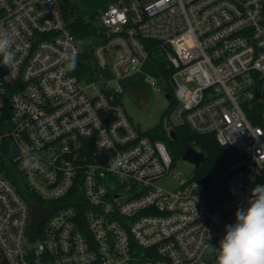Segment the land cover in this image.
<instances>
[{
  "label": "built area",
  "instance_id": "obj_1",
  "mask_svg": "<svg viewBox=\"0 0 264 264\" xmlns=\"http://www.w3.org/2000/svg\"><path fill=\"white\" fill-rule=\"evenodd\" d=\"M65 9L0 0L16 52L0 65V264H216L225 225L264 185V0H112L86 50ZM143 39L174 69L183 122L237 154L219 170V200L174 173L164 143L122 106L119 80L150 58ZM89 51L92 79L64 70L65 55L78 66ZM26 149L38 168L21 167ZM167 177L171 189L157 183ZM34 201L49 213L31 241Z\"/></svg>",
  "mask_w": 264,
  "mask_h": 264
},
{
  "label": "trees",
  "instance_id": "obj_2",
  "mask_svg": "<svg viewBox=\"0 0 264 264\" xmlns=\"http://www.w3.org/2000/svg\"><path fill=\"white\" fill-rule=\"evenodd\" d=\"M66 9L71 12L72 20L69 23V28L78 38L84 39L90 35H96L97 30L91 22H86L76 15V8L66 3ZM144 46L149 51V56L152 61L157 65L159 75L158 82L164 87L166 92L171 93L169 105L163 115H168L177 101L174 97L172 85L170 83V76L174 69L168 67L166 60L162 56V51L159 47V43L153 39H143ZM79 65L76 68L78 75H86L87 72L90 75L89 78H93V74L96 68L92 52L84 53L79 58ZM122 97V95H120ZM254 122L260 123V121L252 118ZM169 132H173V137L169 135ZM144 134L148 135L152 140L161 141L168 149L172 162L176 158L182 157L184 151L192 146L196 150L204 154V159L198 167L194 168L193 177L196 180H200L204 177H210L211 182L209 184V191L213 200H219L227 195L226 192V178L219 174V170L231 162L237 159V154L231 146L221 145L215 137L214 133H197L192 131L185 122L178 125H172L168 130L162 123V121L149 129ZM5 174L11 177L8 168H4Z\"/></svg>",
  "mask_w": 264,
  "mask_h": 264
},
{
  "label": "rangeland",
  "instance_id": "obj_3",
  "mask_svg": "<svg viewBox=\"0 0 264 264\" xmlns=\"http://www.w3.org/2000/svg\"><path fill=\"white\" fill-rule=\"evenodd\" d=\"M60 4L68 3L76 8V15L80 19L91 22L97 32L101 30L102 22L99 13L102 8L112 2V0H58ZM67 7V6H66ZM68 17L73 15L65 9ZM99 42V37L90 35L80 41V48L86 50L95 46ZM159 75L157 65L148 58L141 66L140 70L129 74L119 80L118 85L122 91L121 103L130 118L133 125L141 132H146L161 121L167 130L172 125H178L183 122L182 116L178 113L180 105L170 110L168 115H163L168 108L169 100L165 98V91L161 88L156 89L151 85V80L157 79ZM182 75L178 76L182 81ZM194 164L181 157L173 162L172 171L180 173V177H189L193 174ZM169 181H171L169 183ZM159 185L171 189L176 183L171 177L160 179Z\"/></svg>",
  "mask_w": 264,
  "mask_h": 264
},
{
  "label": "clouds",
  "instance_id": "obj_4",
  "mask_svg": "<svg viewBox=\"0 0 264 264\" xmlns=\"http://www.w3.org/2000/svg\"><path fill=\"white\" fill-rule=\"evenodd\" d=\"M15 57L11 35L0 28V65L11 67ZM64 60L66 72L76 69L74 54L65 55ZM23 156V169L39 167L31 149L23 150ZM216 264H264V185H256L251 190L246 206L237 208L235 222L225 225V235L218 244Z\"/></svg>",
  "mask_w": 264,
  "mask_h": 264
},
{
  "label": "water",
  "instance_id": "obj_5",
  "mask_svg": "<svg viewBox=\"0 0 264 264\" xmlns=\"http://www.w3.org/2000/svg\"><path fill=\"white\" fill-rule=\"evenodd\" d=\"M170 97H171V93L167 92L165 95V98L168 100V99H170ZM169 135L172 137L174 136L173 132H169ZM181 158L184 160H188V161L192 162L195 167H198L204 159V154L202 152L196 150L192 146H189L184 151ZM100 161H101V159H100ZM210 182H211L210 177H204V178L199 180V183L205 187H208ZM32 209H33V216L31 219L30 232H29V236H30L31 241L35 240V238L37 237V231H38L39 225H40L41 221L49 213L47 208L42 207L40 205V203L37 201L33 202Z\"/></svg>",
  "mask_w": 264,
  "mask_h": 264
}]
</instances>
